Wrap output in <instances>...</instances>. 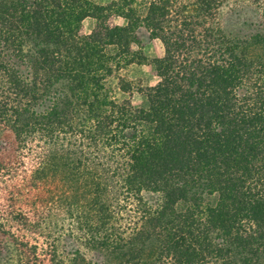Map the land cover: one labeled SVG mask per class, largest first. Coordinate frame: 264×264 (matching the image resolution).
Instances as JSON below:
<instances>
[{
	"label": "trees",
	"instance_id": "trees-1",
	"mask_svg": "<svg viewBox=\"0 0 264 264\" xmlns=\"http://www.w3.org/2000/svg\"><path fill=\"white\" fill-rule=\"evenodd\" d=\"M137 3L0 0V125L51 129V178L114 264H264V0ZM243 10L252 29L227 33ZM140 29L164 54L134 107L109 80L134 91L120 72L146 61Z\"/></svg>",
	"mask_w": 264,
	"mask_h": 264
},
{
	"label": "rangeland",
	"instance_id": "rangeland-1",
	"mask_svg": "<svg viewBox=\"0 0 264 264\" xmlns=\"http://www.w3.org/2000/svg\"><path fill=\"white\" fill-rule=\"evenodd\" d=\"M90 1L105 5L109 0ZM139 1L137 4H140ZM254 1L228 0V6L244 4L248 9L254 5ZM141 10L143 12L144 7ZM242 12L241 19L235 25L239 29H233L229 22L224 25L227 33H237L240 28L246 32L252 29L248 20L251 13L246 10ZM223 14L228 17L230 13L224 8ZM242 22H246V25ZM111 23L123 25L125 22L113 18ZM94 27L95 20L88 18L82 23L81 33L88 34ZM139 32L140 48L146 61L128 66L120 72L124 79L131 82L134 91L122 94L117 88V79L109 80L111 95L118 101L129 99L134 107L145 106V98L137 90L157 82L152 61L164 54L159 40L151 39L144 29ZM47 105L42 101L36 108ZM44 128L36 123L28 126L23 123L17 129L0 125V264H114L111 256L92 246L84 231L86 228L82 225L85 221L96 224V220L92 221L89 216L79 191L76 188H63L58 179L52 180V174L60 171L54 170L49 154L53 132ZM40 167H43L47 182L33 179L35 170ZM77 198L82 207L75 209L76 216L70 218L65 211L72 200L77 204ZM213 200L206 198V203H213ZM23 215L29 216L34 226L22 221Z\"/></svg>",
	"mask_w": 264,
	"mask_h": 264
}]
</instances>
